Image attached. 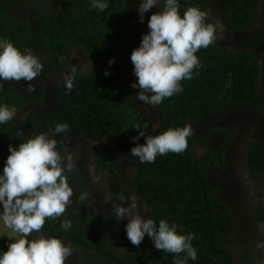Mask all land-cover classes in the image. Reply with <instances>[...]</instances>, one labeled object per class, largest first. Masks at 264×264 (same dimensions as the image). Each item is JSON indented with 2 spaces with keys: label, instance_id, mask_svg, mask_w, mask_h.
Here are the masks:
<instances>
[{
  "label": "trees",
  "instance_id": "16d2710c",
  "mask_svg": "<svg viewBox=\"0 0 264 264\" xmlns=\"http://www.w3.org/2000/svg\"><path fill=\"white\" fill-rule=\"evenodd\" d=\"M22 1L0 2L2 39L9 40L20 51L25 46L48 50L50 68L55 71L68 64L70 52L75 47L88 51L100 68L98 72L76 74L70 93L63 83L60 100L53 110L30 112L24 123L32 133L35 136L56 135V125L66 123L89 140L108 135H134L136 127L143 126L144 115L149 114L142 112L131 85L126 87L124 83L133 81L134 65L130 57L140 46L142 36L150 30L145 18L140 22L139 12L132 8L131 1L104 0L109 7L103 12L91 7L92 0ZM239 17L229 15L227 21H236ZM205 23L214 24L211 19ZM196 55L200 66L194 69L191 80L181 81L183 91L165 98L157 106L161 123L150 134L155 136L169 128L191 125L193 134L188 137V147L179 154L169 152L158 155L154 163H145L134 176L133 184L151 207V219L157 227L164 219L170 226L176 224L179 234L195 235L192 245L197 258L188 259L186 264H228L230 257L223 252L229 251L227 241L235 237V225L229 226L226 209L221 208L224 199L209 183L205 170L208 158L216 164L220 161L211 151L201 155L194 149L198 142L193 124L209 113H226L234 99L261 104L256 97L260 68L253 52L221 48L217 32L215 42L208 48H201ZM113 59L115 63L110 65ZM106 71L110 75L106 76ZM43 94L42 89L35 100L42 102ZM254 97L257 99L252 101ZM29 102L30 98L17 88L0 91V106H15L21 110ZM12 124V120L0 124V175L10 155L9 145L18 147L30 138ZM236 132L237 127L225 144ZM115 157L110 150L101 151L98 167L112 168ZM246 162L253 174L264 176V138L257 139L250 147ZM85 183L86 179L81 184V192ZM0 206L3 207L2 203ZM258 208L263 209L264 205L261 203ZM92 214L88 201H82L80 206L67 208L59 218L46 219L42 233L46 238H70L73 242L81 238L96 247L98 258L93 264H122L113 258L117 257L115 246L121 238L117 218L110 216L100 223ZM64 220L71 221L70 229L60 227ZM88 225L99 235L88 232ZM10 243L7 234L0 237V255L8 250ZM175 258V254L157 250L146 234L142 243L125 258V264H174Z\"/></svg>",
  "mask_w": 264,
  "mask_h": 264
},
{
  "label": "clouds",
  "instance_id": "9594fccd",
  "mask_svg": "<svg viewBox=\"0 0 264 264\" xmlns=\"http://www.w3.org/2000/svg\"><path fill=\"white\" fill-rule=\"evenodd\" d=\"M154 6H159L161 11L151 15L148 21L150 31L142 36L140 46L130 57L137 82L134 83L133 79L126 83L131 82L133 88L140 89L137 100L157 107L165 98L183 91L181 81L193 78L194 69L200 66L196 53L215 42L217 28L213 23H205L209 12L197 7H186L181 15L180 0H140L138 12L141 23L144 14ZM91 7L103 12L109 4L104 0H92ZM114 63V59L109 61L110 65ZM43 70V63L31 50L22 53L9 40L0 39V80L28 81L24 91L32 94L36 89L31 82ZM76 74L80 73L73 66L63 79L69 93L74 87ZM105 75L110 73L106 71ZM16 115L15 106H0V124L13 120ZM148 127L147 123L142 127L138 125V135L132 138L139 141L145 137L144 144L131 149V156L138 157L141 164L154 163L158 155L184 152L188 147V137L193 134L191 125L169 128L155 136L146 135ZM68 130V124H57L54 132L60 134ZM57 145L56 139L43 133L18 147L9 145L10 155L0 175V203L3 205L0 221L11 230L10 239L15 238V242L10 243L8 250L0 255V264H65L72 255L71 246L58 238L28 239L34 232L41 231L46 219L59 218L74 203L75 193L65 173L74 172L75 162L67 149L62 155ZM89 196V193L81 192L75 203L85 201ZM117 199L123 202L130 200V204L124 207L123 203H112L111 196H105L102 203L113 204V216L117 220L128 219L126 233L133 245L138 247L147 234L157 250L175 254L174 264H186L188 259L197 258L192 245L194 234H179L177 225L170 226L164 219L157 227L153 219L141 214L139 197L135 194L125 197L121 193ZM71 226L70 220H64L60 225L64 230ZM181 253H184L183 257Z\"/></svg>",
  "mask_w": 264,
  "mask_h": 264
},
{
  "label": "flooded vegetation",
  "instance_id": "af4514ba",
  "mask_svg": "<svg viewBox=\"0 0 264 264\" xmlns=\"http://www.w3.org/2000/svg\"><path fill=\"white\" fill-rule=\"evenodd\" d=\"M2 1L0 0V2ZM130 1L132 8L138 11L140 0ZM180 4L181 15L189 6L209 12L207 19H211L217 28L218 42L221 48L240 53L243 51L253 52L255 61H258L260 77L259 91L256 97L259 98L261 104L249 103L248 100L244 99H234L226 113H209L200 121L194 123L193 127H195V137L198 142L194 149L201 155L211 151L214 157L220 161L219 164H216L213 159L208 158L205 163V170L209 183L218 189L219 195L224 199L225 204L221 208L226 209L229 226L235 225V237L227 241L229 251L225 250L223 252L230 257L228 264H264L261 262L264 259V208H258L261 203L264 205V198L251 197L250 190L244 184V174L252 173L246 162L247 152L257 139L264 138V0H180ZM160 11L159 6H154L144 14L145 20L148 22L152 14ZM234 14L236 17L240 16L238 20L231 19L227 21V17ZM0 39H2L1 34ZM29 50L46 65L47 69L44 74L43 70L41 75L31 82L36 91L32 94L24 91L28 86V81L17 83L15 81L0 80V85L3 86V90L6 92L12 88H17L24 96L30 98L29 104L24 109L17 110V115L12 120V127L21 129L31 138L35 135L27 127V123L24 122H26L27 116L32 111L45 113L57 106L64 79L62 71L65 67L59 71L51 69L49 53L46 49H38L33 46L21 48L22 53ZM133 79L134 83L137 82L136 76ZM129 83V85L133 84ZM41 87L44 91L43 101L38 102L35 98L42 91ZM132 89L136 99L140 89L133 87ZM149 95H152V93H149ZM257 98L254 97L252 101ZM139 103L142 106L143 113H146V107L148 108L147 113L149 115H144L141 123L142 125L144 123L149 125L145 131L146 135H150L161 123L157 107L144 104L141 101ZM21 115H25V120L22 121ZM217 116L220 117L217 118ZM235 127H237V132L225 144L228 137L233 134ZM226 134L228 136L225 140ZM137 135L138 130L132 136L108 135L89 140L81 136L76 130L69 128L66 133L48 136L58 141L57 150L61 151L62 155H65L64 149L74 155L75 152L83 151L86 147L93 148V151L99 148V153L103 150H110L115 154L113 167L100 169L103 173L107 172L108 174L102 185H98L94 179H90L88 173L89 162L83 159L88 154V149H86L87 152L85 150V156L79 154L76 156V158L79 157V162L75 165L74 172L65 173V175H68L69 184L75 193L72 198L73 205L79 193H81V184L86 179L83 192L90 194L86 200L89 201L93 218L99 220L100 223L106 222L110 216H113L112 203H123L124 207H128L130 200L123 202L117 199L121 193L125 197L132 194L137 195L141 206V214L145 218H151L152 216L151 207L133 184L134 176L144 164L139 162L138 157L131 156V149L138 144H144L145 137H141L139 141H133L132 143H128L126 140H133L132 138ZM251 136L253 138L251 146L242 149V139ZM63 141L64 144L62 145ZM199 144L201 145L200 148ZM73 160L75 162L77 159ZM76 187L78 188L75 190ZM105 196H111L112 203L104 205L102 201ZM77 206H80V203ZM145 208L148 211H145ZM117 222L121 225V238L115 246L117 257L113 258L125 264V258L129 257L135 245L127 238L126 225L128 219L123 218L117 220ZM86 230L99 235V232L91 225H88ZM40 232H42V229ZM60 240L71 246L73 250L72 255L65 261L67 264H93L97 260L96 252L98 249L81 238H78L77 242H73L70 238Z\"/></svg>",
  "mask_w": 264,
  "mask_h": 264
},
{
  "label": "rangeland",
  "instance_id": "374dc122",
  "mask_svg": "<svg viewBox=\"0 0 264 264\" xmlns=\"http://www.w3.org/2000/svg\"><path fill=\"white\" fill-rule=\"evenodd\" d=\"M44 65V72L43 74L46 72V65L43 63ZM76 66L77 67V73H88V72H94V71H99V66L96 64V62L94 61L93 57L91 56V54L89 52H87L86 50H84L83 48L80 47H75L74 49L71 50L70 52V59L68 61V64L65 66V68L63 69V76L65 77L66 75L70 74V68ZM128 84L130 83H126L125 86L127 87ZM41 89H43V87H41ZM37 110V109H36ZM148 108L146 107V113H147ZM25 115H21L22 117V121L25 120L24 119ZM148 116V115H147ZM26 118V117H25ZM228 134L225 135V140L227 138ZM252 136L251 137H245L242 139L241 141V148L245 149V148H249L252 144L253 141ZM126 142L128 143H132L133 140H126ZM64 144V141L62 142V145ZM134 145H136V143H134ZM88 149L89 152L86 155L85 154V150ZM85 150L83 151H79V152H75L73 155V159H77L75 162V165L78 164V158H76V156L79 154L80 156H85L83 159L84 161H88L89 162V166H88V173L90 175V179H94L96 184L98 185H102L105 182L106 179V175L107 172H104L100 170V167L98 168L97 165V161H98V155H99V148H97L96 150L93 148H85ZM87 152V150H86ZM61 154H63L61 152ZM134 162V160H132ZM136 161V160H135ZM137 162V161H136ZM68 176V175H67ZM244 184L247 186V188L250 190V196L252 197H263L264 198V176H256L253 175L252 173H247L244 174ZM79 187V186H78ZM76 187L75 190L78 188ZM89 202V201H88ZM78 203H75L74 205H70L69 208L72 206H77ZM3 212V207L0 206V213ZM3 234H7L9 239L12 236L11 230L7 229L3 226L2 221H0V237ZM40 237H45V235L42 232H35L32 235H30L29 240L31 241L32 239H38ZM11 243L15 242V238L10 239ZM262 263H264V259L261 260ZM65 264H67L65 262ZM81 264V263H79Z\"/></svg>",
  "mask_w": 264,
  "mask_h": 264
},
{
  "label": "crops",
  "instance_id": "0c3cea01",
  "mask_svg": "<svg viewBox=\"0 0 264 264\" xmlns=\"http://www.w3.org/2000/svg\"><path fill=\"white\" fill-rule=\"evenodd\" d=\"M17 129H19V128H17ZM19 130H21V129H19ZM22 131V130H21Z\"/></svg>",
  "mask_w": 264,
  "mask_h": 264
}]
</instances>
